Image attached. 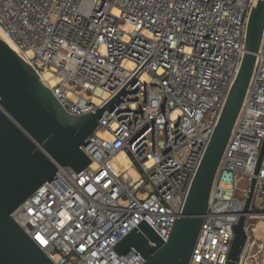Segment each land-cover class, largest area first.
<instances>
[{
  "label": "built area",
  "instance_id": "built-area-1",
  "mask_svg": "<svg viewBox=\"0 0 264 264\" xmlns=\"http://www.w3.org/2000/svg\"><path fill=\"white\" fill-rule=\"evenodd\" d=\"M257 3L0 0V28L67 113L118 98L81 147L91 164L78 174L60 167L12 214L54 264H144L135 249L116 252L143 223L168 242L240 70ZM242 216L238 264H264V239L249 226L264 217V34L189 264H226Z\"/></svg>",
  "mask_w": 264,
  "mask_h": 264
},
{
  "label": "water",
  "instance_id": "water-1",
  "mask_svg": "<svg viewBox=\"0 0 264 264\" xmlns=\"http://www.w3.org/2000/svg\"><path fill=\"white\" fill-rule=\"evenodd\" d=\"M263 34L264 0H258L248 20L240 70L168 242L143 223L116 247L119 255L135 249L144 264L190 263L220 162L250 85ZM117 99L83 116L67 113L39 75L0 38V264H54L12 214L41 186L52 181L60 167L78 174L91 164L81 147L98 129L104 113L113 110ZM255 185L253 180L245 213L249 212ZM244 226L242 216L234 226L235 237L226 264H238L240 260L247 241Z\"/></svg>",
  "mask_w": 264,
  "mask_h": 264
},
{
  "label": "rangeland",
  "instance_id": "rangeland-1",
  "mask_svg": "<svg viewBox=\"0 0 264 264\" xmlns=\"http://www.w3.org/2000/svg\"><path fill=\"white\" fill-rule=\"evenodd\" d=\"M123 165H124V163H123ZM152 191H153V189L150 188V192H152ZM253 211L256 212V213L257 212H261V205H260V201L259 200L255 201V206L253 207ZM249 226L250 227H256V229H257L256 237L258 239H262V240L264 239V217H262V216L254 217L252 220H250ZM254 236L255 235L252 234V237H254Z\"/></svg>",
  "mask_w": 264,
  "mask_h": 264
},
{
  "label": "bare ground",
  "instance_id": "bare-ground-1",
  "mask_svg": "<svg viewBox=\"0 0 264 264\" xmlns=\"http://www.w3.org/2000/svg\"><path fill=\"white\" fill-rule=\"evenodd\" d=\"M0 38L2 40H4L8 45L9 47L16 51V48L13 44V42L11 41V39L4 33V31L0 28ZM120 161H122L124 163V165L129 169V173L131 175H133L134 177H137V174L135 173V171L130 167V162L125 158V156L122 154L119 156L118 158Z\"/></svg>",
  "mask_w": 264,
  "mask_h": 264
},
{
  "label": "snow or ice",
  "instance_id": "snow-or-ice-1",
  "mask_svg": "<svg viewBox=\"0 0 264 264\" xmlns=\"http://www.w3.org/2000/svg\"><path fill=\"white\" fill-rule=\"evenodd\" d=\"M37 239H40V237H37ZM43 243V241H41Z\"/></svg>",
  "mask_w": 264,
  "mask_h": 264
}]
</instances>
